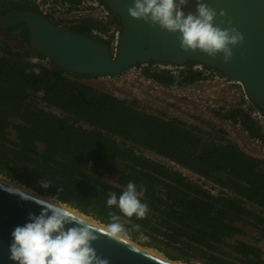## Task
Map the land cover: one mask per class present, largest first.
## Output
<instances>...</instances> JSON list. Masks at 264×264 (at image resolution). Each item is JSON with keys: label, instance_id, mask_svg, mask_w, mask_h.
Returning a JSON list of instances; mask_svg holds the SVG:
<instances>
[{"label": "trees", "instance_id": "1", "mask_svg": "<svg viewBox=\"0 0 264 264\" xmlns=\"http://www.w3.org/2000/svg\"><path fill=\"white\" fill-rule=\"evenodd\" d=\"M6 1L5 7L35 9L27 0L23 4ZM73 28L91 35L92 29L106 25L84 18ZM1 29H20L29 41L24 24ZM33 53L29 44L27 49H13L0 41L1 175L41 196L57 197L106 226L109 212L120 214L107 207V193L119 195L132 181L149 206L141 219L120 214L133 241L187 264H264L260 246L234 239L246 234L248 227L260 228L264 237V159L248 154L224 135L216 136L215 130L148 112L136 100L102 91L81 80L87 76L67 72L53 61L31 63L28 58ZM36 66L39 73L34 71ZM144 72L173 87L201 78L191 69L186 75ZM142 149L212 181L221 190L213 194ZM40 181L51 186L45 189ZM246 202L258 209L247 207Z\"/></svg>", "mask_w": 264, "mask_h": 264}, {"label": "water", "instance_id": "2", "mask_svg": "<svg viewBox=\"0 0 264 264\" xmlns=\"http://www.w3.org/2000/svg\"><path fill=\"white\" fill-rule=\"evenodd\" d=\"M102 1L121 22L115 53L107 41L57 25L34 10L12 9L0 14V28L26 24L29 44L37 54L51 59L67 72L83 76H118L151 61L176 65L188 61L202 63L241 82L250 100L264 113V0H203L218 14L220 10L227 13L226 17L217 15V25L223 20L222 27L226 28L227 19L231 18L232 26L244 35V44L233 49V58L228 63L222 54L212 58L198 49L185 52L177 39L178 33L132 18L128 8L133 6V0ZM195 7L196 0H190L184 11L195 12ZM41 202L45 201L0 182V264H16L9 259L12 231L29 222L30 213L39 215L44 208ZM97 235L99 238L92 246L110 264H172L123 239L115 241L103 232Z\"/></svg>", "mask_w": 264, "mask_h": 264}, {"label": "clouds", "instance_id": "3", "mask_svg": "<svg viewBox=\"0 0 264 264\" xmlns=\"http://www.w3.org/2000/svg\"><path fill=\"white\" fill-rule=\"evenodd\" d=\"M189 3L190 0H133L128 13L150 26L158 25L162 30L178 33L183 51L198 49L212 58L222 54L224 62L228 63L233 58V49L244 44L243 33L232 26L231 18L227 19L226 28L222 27L223 20L220 25L216 24L217 15L227 16L224 10L218 14L203 0H196L195 12L185 13ZM39 183L45 189L51 186L46 181ZM61 191L59 188L58 193ZM143 196L144 192L129 181L119 195L107 193L106 205L109 209L115 207L125 217L141 219L149 212L148 204L142 201ZM41 203L44 208L39 215L30 213L29 222L12 231L9 259L16 264H110L109 259L99 256L92 246L99 238L97 233L103 232L119 242L130 235L121 215L115 211L109 212L106 229L101 230L75 216L57 197Z\"/></svg>", "mask_w": 264, "mask_h": 264}, {"label": "rangeland", "instance_id": "4", "mask_svg": "<svg viewBox=\"0 0 264 264\" xmlns=\"http://www.w3.org/2000/svg\"><path fill=\"white\" fill-rule=\"evenodd\" d=\"M5 33L6 32H2V31L0 33L1 36L0 41L4 45L6 44V39H8ZM142 72L143 70L140 67H137L118 76L84 77L81 78V80L102 91L112 93L120 98H125L129 101L136 100L137 106L148 112L162 114L167 117H178L179 119L183 117V121L186 122L189 121L192 124L198 125L202 129H205L209 132H213V130H215L214 132L216 136L224 135L227 139H230L233 142L237 143L243 150H245L250 155H254L256 157L264 159V142L250 141L248 137L243 138L239 136V134H236L232 131L233 129L232 127H229L225 123V121H222L218 116L216 117L215 115H213L211 112L208 111V109L199 106L198 103L192 99L182 98L179 97L178 95V92L185 93L191 97L193 96L198 97L199 94H202L203 98L206 99L207 102H212L209 100H213V101L218 100L220 101V103L231 106V105H235L238 100V96L232 93V89H227L226 87L222 86L220 82L210 81L209 83H207V88L204 91L202 89L199 90L198 88L193 89L191 87H186L184 89H178L177 94L174 95L173 92L167 93L166 91L167 88H164L165 91L164 90L162 91L163 88L160 89L153 87L154 85L153 83L155 82L153 80H150L151 81L150 82ZM197 87L200 88L201 85H198ZM174 90L177 91V89ZM42 105L44 104L40 103V106ZM52 110L55 111L56 113H60V111L57 109H52ZM213 125H215V128L213 127ZM142 151L145 155L150 156L153 159L165 162L181 170L186 176L196 181L206 189L210 190L213 194L219 193V191L221 190V188L215 185L212 181L205 180L199 175L193 173L192 171H189L188 169H185L180 165L174 164L168 159L160 155H157L154 152L145 149H142ZM105 178L109 181H112L111 175H106ZM7 179L10 180L9 178ZM10 181L15 182L13 180ZM246 206L252 209H258V207H256V205L251 202H246ZM246 229H247L246 234L236 235L234 239H241L248 241L250 243L257 244L262 248L263 257H264V237L261 235V229L253 228V227H248ZM125 238L129 239L131 242H134L143 248L150 249L153 252H156L157 254L166 257L164 253L162 251H159L158 249L149 247L147 245L139 244L133 241L129 236H126ZM140 238L147 240V238L142 236H140ZM167 249L170 250L169 248ZM166 258L169 259L168 257ZM178 262L182 264H187L183 261H178ZM194 263L201 264V262L199 261H195Z\"/></svg>", "mask_w": 264, "mask_h": 264}, {"label": "flooded vegetation", "instance_id": "5", "mask_svg": "<svg viewBox=\"0 0 264 264\" xmlns=\"http://www.w3.org/2000/svg\"><path fill=\"white\" fill-rule=\"evenodd\" d=\"M13 1H19V4H23L25 0H13ZM30 5L34 6L35 9H32L34 11L39 12L41 15L53 23L60 25L62 27L70 28L75 30L73 27L77 23H79L82 19L84 18H92L90 16H85L83 14L86 13V11H91L96 9V4L99 3V5H105V3L102 0H78V1H73V0H27ZM3 0H0V14H7L10 10L12 9H20L17 7H5L2 5ZM6 2H9L6 1ZM107 6V5H105ZM108 7V6H107ZM109 8V7H108ZM110 9V8H109ZM21 10H30V9H21ZM113 20L115 21L114 24L117 26L121 27V24H119L116 20L115 13L112 12ZM94 19V18H93ZM97 20V19H95ZM99 21V20H97ZM101 22V21H99ZM104 24L103 22H101ZM24 23H22L23 25ZM21 25V24H19ZM26 25V24H24ZM106 25V24H104ZM18 26V25H16ZM27 26V25H26ZM15 27V26H13ZM3 28V27H1ZM0 28V29H1ZM11 28V27H9ZM28 28V27H27ZM107 25L106 28L107 29ZM94 29H99V28H94ZM92 29V31L94 30ZM102 29V30H105ZM29 30V29H28ZM6 32V45L10 46L13 49H27V45L29 44V41L27 42V39L25 37H22V32L20 29L12 30V31H6L4 29L0 30V33ZM91 31V35L92 34ZM2 35V34H1ZM1 38V36H0ZM96 38V37H94ZM30 45V44H29ZM39 58L45 59L44 56L33 53L28 60L33 63L31 60L32 58ZM51 59L47 60V64H50ZM192 62L191 65L188 63ZM199 65L202 67L201 69L199 68ZM140 67L143 70V74L145 75V70L147 69H154L157 71L161 70H166L168 73L171 75H179V74H184L186 75L188 72V69H191L195 73L199 74L201 76L200 79L195 80L194 82L188 84L187 86H181V87H173V88H186V87H191L193 89L198 88L199 90H205L207 88V83L210 81L213 82H228L232 80L231 78L227 77L224 75L221 71L214 69L210 66H207L202 63H198L195 61H188L184 65H176V64H168V63H160V62H155L151 61L148 63H145L143 65L138 64L134 67H132L129 70H132L134 68ZM127 70V71H129ZM126 71V72H127ZM71 73V72H70ZM75 74V73H74ZM87 77H93V76H87ZM146 77V75H145ZM148 80H153L157 84H161L158 81L146 77ZM189 79V77L187 78ZM155 84V83H153ZM206 84V85H205ZM198 85H201V87H197ZM236 87V85H234ZM212 101L213 100H209ZM215 103L212 104V102H207V105L209 106V111L215 115L216 117L218 116L222 121H225V123L229 126L232 127V131L236 134H239L241 137H248L250 141H262L264 142V125L260 123V121L255 118L253 115L249 114L248 112H245V110L238 108L236 106H230L226 105L223 103H220L218 100H214ZM218 101V102H217ZM239 104V102H238ZM249 107L258 109L260 111L261 108H259L253 101L250 100L249 102ZM263 112V111H262ZM179 119V118H178ZM190 125H195L192 123H188ZM258 128V129H257ZM259 131V134H257L255 131ZM260 139V140H259ZM260 141V142H261ZM174 163V162H172ZM176 164V163H174Z\"/></svg>", "mask_w": 264, "mask_h": 264}, {"label": "built area", "instance_id": "6", "mask_svg": "<svg viewBox=\"0 0 264 264\" xmlns=\"http://www.w3.org/2000/svg\"><path fill=\"white\" fill-rule=\"evenodd\" d=\"M83 15L90 16V17L97 19V20H99V21H101L107 25V27H108L107 29H105V30L94 29L92 31V34L97 39H100L102 41H107L112 52L115 53L117 50V47H118V43H119L121 27L114 24L115 21L113 20L112 11L107 6L99 5V3H97L96 9L91 10V11H86V13ZM48 59L49 58L45 57V59L40 60L39 58L35 57V58H32L31 60L33 61L34 64L41 63V64L48 65L47 64ZM199 68L201 69L202 67L199 65ZM39 70L40 69L38 66H36L34 68L35 73H39ZM156 85L154 84L153 87L160 88V89L163 88L162 91L163 90L165 91L164 88H167V90H166L167 93L173 92L174 95L177 94L178 89H184V88H173V87H169V86H165V85L157 84V83H156ZM221 85L226 87L227 89H232V93L235 94L236 96H238V100H237L236 104L231 105V106H236L238 108L245 110V112H248L249 114L253 115L255 118H257L260 121V123L262 125H264V113L258 109H254V108L249 107L248 104L250 102V98L246 94L241 82L232 79L228 82H221ZM234 85H236V87ZM169 88H172V89H169ZM174 89H177V91H175ZM178 95H179V97L188 98V99H192V100L196 101L199 106L205 107V109H208V111H209V106L207 105V100L203 98L202 94H199L198 97L197 96L191 97L185 93H179L178 92ZM238 102H239V104H238ZM213 103H215V102L213 101L212 104ZM180 120L183 121V117H181ZM184 122H186V121H184ZM187 122L191 123L189 121H187Z\"/></svg>", "mask_w": 264, "mask_h": 264}, {"label": "bare ground", "instance_id": "7", "mask_svg": "<svg viewBox=\"0 0 264 264\" xmlns=\"http://www.w3.org/2000/svg\"><path fill=\"white\" fill-rule=\"evenodd\" d=\"M10 180H11V179H10ZM10 180H8L7 178L3 177V176L0 174V182L3 183V184H6V185L11 186V187H13V188H15V189H18V190H20V191H23V192H25V193H28V194H30V195H32V196L38 198V199H41L42 201H45V202H46V201L48 200V198H49V197H48V198L43 197V196L39 195L38 193L33 192L31 189L25 187L24 185L20 184L19 182H17V183H19V184H17V183H15L16 181H15V182H12V181H10ZM63 205H64L66 208H68V210L72 211L73 214H74L75 216H77V217H79V218H81V219H84V220L88 221L89 223L93 224L95 227H98V228H100V229H102V230L106 229V226H105V225H103V224H101V223H99V222H97V221H95V220H92L91 218L87 217L85 214L78 212V210L73 209V208L67 206L66 204H63ZM121 239H123L124 241H127L128 243H131V244L135 245V246L138 247V248H141L142 250H144V251H146V252H149V253H151V254H153V255H155V256L161 258V259L164 260V261H167V262L172 263V264H182V263H180V262H178V261H172V260H169V259H167L166 257H163L162 255L157 254L156 252H153V251L150 250V249L143 248V247L139 246L138 244H136V243H134V242H131L129 239H127V238H125V237H122Z\"/></svg>", "mask_w": 264, "mask_h": 264}]
</instances>
